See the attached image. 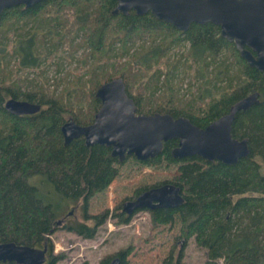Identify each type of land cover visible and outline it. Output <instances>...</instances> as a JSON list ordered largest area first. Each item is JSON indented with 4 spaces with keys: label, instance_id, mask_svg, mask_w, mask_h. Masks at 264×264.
Instances as JSON below:
<instances>
[{
    "label": "trees",
    "instance_id": "16d2710c",
    "mask_svg": "<svg viewBox=\"0 0 264 264\" xmlns=\"http://www.w3.org/2000/svg\"><path fill=\"white\" fill-rule=\"evenodd\" d=\"M115 7L116 0H43L28 8L12 6L0 14V183L17 172L31 189L34 206L48 212V218L38 223L41 236L22 241L0 232V243H45L51 251L48 236L57 225L56 218L69 217V206H78L84 213L67 229L84 238L95 237L100 225L112 216L109 210L92 215L85 211L88 201L110 186L126 158L113 157L105 145L86 146L82 136L64 144L60 128L69 119L79 125L90 124L100 106L95 90L121 77L138 114L183 116L201 128L226 114L236 101L258 93L257 102L237 111L232 121V137L246 139L249 150L235 163L209 161L198 155L173 157L175 138L165 141L155 158L139 161L130 157L146 167L195 160L206 166L207 174L228 177L231 183L225 192L183 194V203L177 207L145 211L154 226L176 222L177 238L182 244L192 240L202 249L204 264H264V73L248 65L233 43L220 35L219 26L211 22H192L181 31L150 12L137 14L131 9L124 14L113 12ZM144 35L146 40L134 52L136 59L116 66L119 57L132 49L134 39ZM181 43L188 46L175 62L168 65V59L161 61L171 44ZM81 48L85 56H91V63L82 74L63 75L60 90L51 88L42 70L32 75L27 71L39 67L58 49L65 51L59 59L71 60ZM76 61L80 64L82 59ZM22 69L25 74H18ZM181 72L184 75L179 77ZM185 76L188 85L182 90ZM9 98L41 107L33 114H12L4 108ZM20 138L30 142L18 154L15 146ZM174 184L182 191L180 184ZM149 187L136 188L134 196ZM114 212L117 223L129 221L130 215L121 205ZM132 248L126 246L116 253L118 264H127ZM56 259L52 255L47 264H55ZM107 261L105 257L100 264Z\"/></svg>",
    "mask_w": 264,
    "mask_h": 264
},
{
    "label": "water",
    "instance_id": "95a60500",
    "mask_svg": "<svg viewBox=\"0 0 264 264\" xmlns=\"http://www.w3.org/2000/svg\"><path fill=\"white\" fill-rule=\"evenodd\" d=\"M43 0H0L1 12L19 4L26 8ZM150 12L155 18L184 31L190 23L211 22L220 28V35L232 42L248 65L264 73V0H116L113 12L126 14ZM95 97L100 106L92 123L78 125L72 119L61 125L64 144L82 136L86 146L93 144L111 148V155L123 160L133 155L137 160L155 158L163 149V143L177 139L172 149L173 157L198 155L226 164L245 157L249 150L246 139L232 137L231 125L237 111L257 102L253 92L233 103L226 114L201 128L188 118H174L168 113L138 114L133 100L127 95L121 77H115L99 85ZM40 104L9 98L4 108L12 114H33ZM183 192L173 183L151 186L133 199L124 200L122 211L130 215L137 209L177 207L183 203ZM71 213V212H70ZM59 222V220L57 221ZM43 249L14 241L0 243V262L34 264L40 261ZM115 257L110 264H118Z\"/></svg>",
    "mask_w": 264,
    "mask_h": 264
},
{
    "label": "rangeland",
    "instance_id": "374dc122",
    "mask_svg": "<svg viewBox=\"0 0 264 264\" xmlns=\"http://www.w3.org/2000/svg\"><path fill=\"white\" fill-rule=\"evenodd\" d=\"M8 35L11 37L12 34ZM146 36L136 37L132 49L127 56L119 57L120 60L116 66H122V62L126 63L130 59H136L134 52L139 51L136 48L146 40ZM187 46L186 43L171 44L165 59L161 61L165 63L168 59V65L172 64ZM7 48L12 49L11 42L8 43ZM64 53L65 51L58 49L48 57L43 56L46 59L41 61L39 67L29 68L27 71L32 75L42 70L49 79L51 88L60 90L64 85L63 75L82 74L91 63V56L88 54L85 56L82 48L74 52L75 58L71 60L59 59L58 56ZM77 58L82 59L80 64L77 63ZM183 61V59L180 60L179 66ZM25 71L22 69L18 71V74L24 75ZM194 71L193 69L191 74H194ZM182 75L184 74L181 72L179 77ZM186 77L181 83L182 90L188 85L189 78ZM67 79L70 80L71 75ZM29 142V139H19L15 146L18 154L29 145ZM125 158L124 163L118 166V174L110 186L88 201L85 211L88 215L99 214L105 210L113 213L100 225L95 237L84 238L67 229L69 223L82 219L84 212L78 206L74 209L69 206L67 208L69 217H64L61 222L54 225L53 232L48 237L52 242V254L57 256L55 264H100L101 259L110 258L126 246H133L132 252L127 256V264H176L178 258L180 264H204L205 254L202 249H197L192 240L182 244L177 238L178 224L176 222L170 226H154L148 213L137 209L130 214L127 223H117L114 210H119L120 205L122 209L123 201L133 199L134 190L141 186L178 183L182 187L183 194H210L225 192L230 186V179L223 175L207 174L206 166L195 160L178 161L172 164L161 162L157 166L146 167L133 157ZM61 217L56 219L60 220ZM46 218H48V212L44 208L34 206L31 189L17 172L0 183V232L2 234L7 237H17L22 241H32L42 235L38 223ZM0 264L10 263L0 262Z\"/></svg>",
    "mask_w": 264,
    "mask_h": 264
},
{
    "label": "flooded vegetation",
    "instance_id": "af4514ba",
    "mask_svg": "<svg viewBox=\"0 0 264 264\" xmlns=\"http://www.w3.org/2000/svg\"><path fill=\"white\" fill-rule=\"evenodd\" d=\"M63 219H60V222L62 221ZM59 223L56 221V224ZM33 248L35 249H43L44 250V254L43 256L41 257L40 261L37 262V263H34V264H47L48 261L50 260V258L52 257V252L49 250V248L47 247V245L45 243H43L42 246H40L39 244L37 245H33ZM117 253V252H116ZM116 253H114L110 258H108V261H107V264H110L111 261L117 257Z\"/></svg>",
    "mask_w": 264,
    "mask_h": 264
},
{
    "label": "bare ground",
    "instance_id": "6f19581e",
    "mask_svg": "<svg viewBox=\"0 0 264 264\" xmlns=\"http://www.w3.org/2000/svg\"><path fill=\"white\" fill-rule=\"evenodd\" d=\"M76 123V122H75ZM79 125V124H78ZM82 126V125H81Z\"/></svg>",
    "mask_w": 264,
    "mask_h": 264
}]
</instances>
